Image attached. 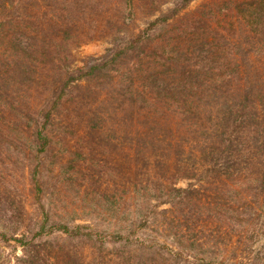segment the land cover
Returning a JSON list of instances; mask_svg holds the SVG:
<instances>
[{
    "label": "rangeland",
    "instance_id": "374dc122",
    "mask_svg": "<svg viewBox=\"0 0 264 264\" xmlns=\"http://www.w3.org/2000/svg\"><path fill=\"white\" fill-rule=\"evenodd\" d=\"M178 1L24 0L21 27L0 26V264H38L31 257L34 251L28 246L25 249L19 239L22 232L35 228V221L45 220L44 213L49 225L87 223L108 234L127 219L147 213L146 223L168 234L160 226L171 218V211L178 214V208L131 198L133 184L146 185L151 192L159 182L164 187L173 183L178 187L201 184L208 191L214 188L212 177L198 163V151L192 156L203 136L197 130L204 124L208 129L217 126L214 115L211 120L191 118L202 113H187L177 94L166 97L163 90L158 94L152 75L163 68L174 74L179 67L165 57L180 51L193 60L200 42L212 40L229 66V54L234 56V30L247 33L239 14L248 15L240 4L249 0H190L164 25L153 29L140 42L143 45L124 47ZM45 14L57 22L53 28L40 24ZM24 35L36 36L30 39L33 44H40L42 37L51 38L50 49L43 53L41 48L23 49L20 41H26ZM94 59L107 63L99 72L75 80L59 100L51 97L52 89L59 91L64 76L59 65L66 61L75 70ZM5 64L7 68L2 66ZM228 77L234 83V75ZM43 111L53 113L55 136L51 137L52 152L38 159L34 183L31 168L37 159L29 151V134L34 114ZM95 140L91 161L86 147ZM97 158L102 160L99 167L94 165ZM101 192L122 196L124 201L111 208L99 201ZM152 229L147 232L155 236ZM43 242L54 248L59 260V248L64 246L73 258L69 263L94 264V249L87 241L69 239L54 230L31 239L30 244L36 249ZM111 252L105 246L103 264H112L115 257Z\"/></svg>",
    "mask_w": 264,
    "mask_h": 264
},
{
    "label": "trees",
    "instance_id": "16d2710c",
    "mask_svg": "<svg viewBox=\"0 0 264 264\" xmlns=\"http://www.w3.org/2000/svg\"><path fill=\"white\" fill-rule=\"evenodd\" d=\"M188 1L180 0L169 13L152 19L124 47L131 49L133 44L143 45L140 42L148 38L153 29L164 25ZM24 3V0H0L2 28L21 27L24 20L21 9L26 7ZM70 5L73 7V3ZM240 6H245L249 11L248 15L239 14L247 25V33L243 29L240 32L234 30V56L229 54V66L212 40L200 42L193 60L180 51H176L172 57H165V61L173 59L172 65L179 67L177 70L174 68V74L163 68V71H154L152 75L158 94L162 90L166 97L177 94L187 113L204 115H192L191 118L211 120V115H214L213 124L217 126L212 125L208 129L204 124L200 127L202 130L190 129V132L197 130L203 134L197 140L199 146L192 156L198 151V163L213 179L211 183L214 188H209L213 193H209L201 184L200 187H178L171 183L164 187L159 182L154 183L155 190L151 192L146 185L134 183L135 195L131 198L149 202L155 200L157 204L170 203L178 208V214L171 211V218L160 226L168 234L160 233L159 228L152 229L146 223L147 213H141L139 218L127 219L126 224H118L109 234L87 223L49 225L44 213L45 220L41 218L35 221V228H31L33 231L22 232L19 239L25 249L28 246L30 251H34L31 257L38 264H71L68 260H73L64 246L59 248L62 255L59 260L54 248H50L47 242L38 243L36 249L30 244L31 239L54 230L66 238L87 241L94 249V264L104 263L105 246H110L111 254L115 257L112 264H264V0H249ZM39 22L47 23L50 28L57 24L46 14ZM24 36L26 41H20L23 49L34 51L33 48H41V53L50 49L51 38L47 41L42 37L40 44H33L30 39H36V36ZM181 58L184 62L179 61ZM60 60L64 61L62 58ZM106 63L107 60L94 59L70 70L65 61L59 65L64 75L59 80V91L52 89L51 97L59 100L75 80L99 72ZM166 73V79H162L161 76ZM228 75H234V83H231ZM56 103L53 100L52 104ZM34 117V128L29 134V151L32 158L37 159L31 168V179L36 183L38 159L52 152L50 143L55 130L53 113L36 112ZM192 125L195 128L196 124ZM88 132L90 134V130ZM96 143V140L93 144L88 141L86 147L87 157L91 161ZM81 152L73 153L78 155ZM94 163L99 167L102 160L97 158ZM240 185L242 188H234ZM232 188L233 195L230 194ZM98 195L99 201L109 203L111 208L121 206L124 201L122 196L116 197L106 192ZM130 195L126 193V197ZM3 209L6 211V208ZM204 214L205 219L201 217ZM150 229L155 236L147 232ZM27 233H31V237L28 238ZM161 237L167 242L162 241ZM50 257L55 258L53 263Z\"/></svg>",
    "mask_w": 264,
    "mask_h": 264
}]
</instances>
